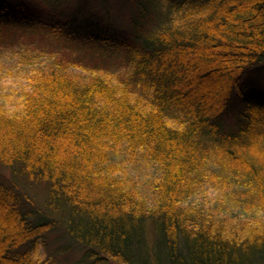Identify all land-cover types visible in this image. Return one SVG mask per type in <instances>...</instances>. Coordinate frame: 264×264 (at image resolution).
I'll return each instance as SVG.
<instances>
[{
  "label": "trees",
  "instance_id": "1",
  "mask_svg": "<svg viewBox=\"0 0 264 264\" xmlns=\"http://www.w3.org/2000/svg\"><path fill=\"white\" fill-rule=\"evenodd\" d=\"M263 61L264 0H0V264H264Z\"/></svg>",
  "mask_w": 264,
  "mask_h": 264
},
{
  "label": "rangeland",
  "instance_id": "2",
  "mask_svg": "<svg viewBox=\"0 0 264 264\" xmlns=\"http://www.w3.org/2000/svg\"><path fill=\"white\" fill-rule=\"evenodd\" d=\"M105 26H106V20H105V18H103V19H100L99 21L95 22L93 25V28L96 31H99V30H103L105 28ZM116 27H117V30H116L115 36L122 35L125 33V30H127L124 23L120 24L118 22L116 24ZM262 63H264V61ZM257 72L258 73L254 74L253 79L251 78L252 81L250 78L248 79V83H249V86H251L250 89H254V92L258 93L259 97H264V64L259 66V68L257 69ZM258 96H255V98L262 101ZM56 233L57 232H50L49 234H46V240L49 242V246H48L49 250L50 249L52 250L53 245H51V244H53L57 241L54 238L56 236L55 235ZM48 252L50 253V251H48ZM38 253L43 254V255L46 254L41 248L38 249ZM74 254H76V251H75V253L73 252V255ZM43 255L41 257H43Z\"/></svg>",
  "mask_w": 264,
  "mask_h": 264
}]
</instances>
